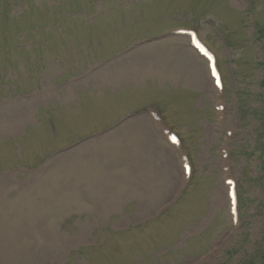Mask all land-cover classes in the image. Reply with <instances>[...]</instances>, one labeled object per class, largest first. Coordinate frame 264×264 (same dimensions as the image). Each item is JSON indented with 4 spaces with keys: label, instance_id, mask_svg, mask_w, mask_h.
<instances>
[{
    "label": "rangeland",
    "instance_id": "obj_1",
    "mask_svg": "<svg viewBox=\"0 0 264 264\" xmlns=\"http://www.w3.org/2000/svg\"><path fill=\"white\" fill-rule=\"evenodd\" d=\"M187 26L225 91L188 37L151 40ZM148 57L180 73L124 78ZM145 124L130 176L51 175ZM22 193L35 221L0 233V264H264V0H0V200Z\"/></svg>",
    "mask_w": 264,
    "mask_h": 264
},
{
    "label": "bare ground",
    "instance_id": "obj_2",
    "mask_svg": "<svg viewBox=\"0 0 264 264\" xmlns=\"http://www.w3.org/2000/svg\"><path fill=\"white\" fill-rule=\"evenodd\" d=\"M191 51L190 49H187ZM192 52V51H191ZM200 56V55H199ZM204 59L203 57H200ZM142 70L135 72L127 70L124 73V78L136 80L143 73H159V75L179 74L182 68L179 62L174 69L170 65L164 63L162 57H148L147 60L139 62ZM170 64V63H169ZM139 69V68H138ZM140 73V74H138ZM148 125H136L124 128L119 134L111 135L108 139L103 140L99 147L94 146L85 150V155H75L61 162L57 169L51 173L57 179H63L67 182L69 176H76L75 169H81L85 174L83 177L93 178L95 183L97 180L111 179L117 181L114 176H130L132 173V162L139 161L143 158L147 149L145 129ZM104 150V153L102 154ZM102 154V157H99ZM113 162L115 166H111ZM81 176V175H80ZM82 177V178H83ZM58 186H56L57 188ZM20 194L14 202H6L0 200V233H5L6 226L11 221H16L18 227H29V221L34 223L35 214L34 208L30 205L28 197ZM14 224V223H13ZM19 233L20 229L14 228L8 233Z\"/></svg>",
    "mask_w": 264,
    "mask_h": 264
}]
</instances>
